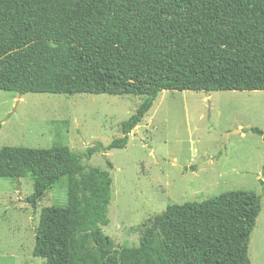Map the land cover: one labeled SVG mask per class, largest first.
Returning <instances> with one entry per match:
<instances>
[{
  "label": "trees",
  "instance_id": "16d2710c",
  "mask_svg": "<svg viewBox=\"0 0 264 264\" xmlns=\"http://www.w3.org/2000/svg\"><path fill=\"white\" fill-rule=\"evenodd\" d=\"M0 90L143 96L108 145L0 148V177L33 178L26 201L34 209L68 178L67 206L41 209L35 256L48 264H251L259 193L170 204L138 246H120L102 228L111 173L84 160L126 147L163 90L264 91V0H0ZM249 130L264 138V129Z\"/></svg>",
  "mask_w": 264,
  "mask_h": 264
},
{
  "label": "rangeland",
  "instance_id": "374dc122",
  "mask_svg": "<svg viewBox=\"0 0 264 264\" xmlns=\"http://www.w3.org/2000/svg\"><path fill=\"white\" fill-rule=\"evenodd\" d=\"M142 100L0 90V148L68 145L83 152L98 142L108 145L123 136L121 123ZM251 127L264 129L263 90L161 91L126 147L98 150L84 160L86 168L112 176L104 232L120 246H138L170 204L252 190L262 195L263 208L249 253L251 264H264V138ZM33 184L31 176L0 177V264H48L33 254L35 232L43 207L67 206L68 178L49 189L37 209L26 201Z\"/></svg>",
  "mask_w": 264,
  "mask_h": 264
},
{
  "label": "water",
  "instance_id": "95a60500",
  "mask_svg": "<svg viewBox=\"0 0 264 264\" xmlns=\"http://www.w3.org/2000/svg\"><path fill=\"white\" fill-rule=\"evenodd\" d=\"M135 130V128L133 129V131ZM241 131V130H240Z\"/></svg>",
  "mask_w": 264,
  "mask_h": 264
}]
</instances>
